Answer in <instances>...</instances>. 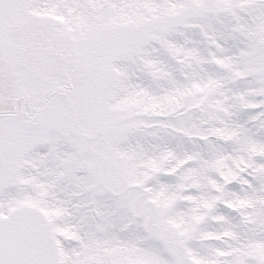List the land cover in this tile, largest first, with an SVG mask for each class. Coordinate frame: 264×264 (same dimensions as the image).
I'll use <instances>...</instances> for the list:
<instances>
[{"label":"snow or ice","instance_id":"obj_1","mask_svg":"<svg viewBox=\"0 0 264 264\" xmlns=\"http://www.w3.org/2000/svg\"><path fill=\"white\" fill-rule=\"evenodd\" d=\"M0 264H264V0H0Z\"/></svg>","mask_w":264,"mask_h":264}]
</instances>
